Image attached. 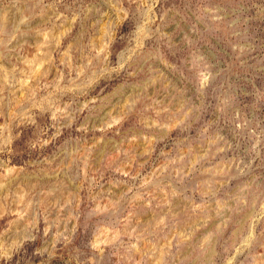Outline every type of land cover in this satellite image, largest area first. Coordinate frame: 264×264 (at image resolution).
Instances as JSON below:
<instances>
[{
	"label": "clouds",
	"instance_id": "obj_1",
	"mask_svg": "<svg viewBox=\"0 0 264 264\" xmlns=\"http://www.w3.org/2000/svg\"><path fill=\"white\" fill-rule=\"evenodd\" d=\"M0 264H264V0H0Z\"/></svg>",
	"mask_w": 264,
	"mask_h": 264
}]
</instances>
